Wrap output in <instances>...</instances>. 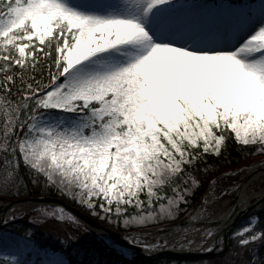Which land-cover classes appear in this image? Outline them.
I'll use <instances>...</instances> for the list:
<instances>
[{
  "label": "snow or ice",
  "instance_id": "obj_1",
  "mask_svg": "<svg viewBox=\"0 0 264 264\" xmlns=\"http://www.w3.org/2000/svg\"><path fill=\"white\" fill-rule=\"evenodd\" d=\"M229 140L264 154V0H0L3 197L55 191L122 226L118 254L152 251L160 245L138 229L175 220ZM230 175L209 182L183 229L201 249L211 240L209 252L227 247L211 217ZM40 211L87 231L62 206ZM32 235L6 243L0 264H37L26 258L37 251ZM229 239V254L264 264L251 247L264 244L262 218ZM40 255L50 257L40 264H69Z\"/></svg>",
  "mask_w": 264,
  "mask_h": 264
},
{
  "label": "trees",
  "instance_id": "obj_2",
  "mask_svg": "<svg viewBox=\"0 0 264 264\" xmlns=\"http://www.w3.org/2000/svg\"><path fill=\"white\" fill-rule=\"evenodd\" d=\"M251 151H255L252 149ZM264 158V154H255L252 155L249 153L247 149H241L239 146L233 144L231 140H229V148L225 152L224 158H222L219 162L212 158L209 160V163L212 165V171H210L207 175L202 173H198L200 179L202 181V187L195 192L194 196L191 198L190 203L188 204L187 208H191L194 206L197 201L199 200L200 196L205 191L207 185L209 184L210 180L215 176L219 175L220 173L230 171L233 169L240 168L244 165L255 163ZM203 167V165H201ZM232 177V176H231ZM228 177L227 179H230ZM32 197L38 196H52V197H59L68 203L74 205L78 209L88 213L89 215L93 216L89 211L85 208L81 207L77 202H74L68 198L62 197L55 193V191H42V190H34L33 193L30 195ZM0 197H3L0 195ZM5 198V197H4ZM8 198H20V197H8ZM256 216L262 218V222H264V208L260 209L256 212ZM94 217V216H93ZM100 223L113 228L112 224H109L101 219H98ZM69 224L66 223L65 226ZM11 232H14L22 237L26 236L27 230L31 229L33 235L31 236L32 239L40 243V246L46 247L52 250H59L61 251L69 261V264H88L89 260H96L99 264H225V262L230 261L231 264H246L247 260L249 259L248 252H243L242 255H237L236 253H240L242 250L239 248H235L232 250L231 254H229V249H232L233 241L228 239L227 247L225 249L224 254H218L215 256H201L196 258H185V257H173V256H162V257H152L149 259H128L114 250L107 248L106 246L102 245L101 243H97L94 241L93 236L91 234H82L83 240H75L71 243V245L65 248L61 244V240L63 238L55 237L54 234L50 233L46 230L43 226L39 224L32 223L31 221L27 220L26 214L21 216L20 218L8 222L5 226ZM72 235L79 238L80 230L74 228L72 226ZM83 233V232H81ZM68 237V236H67ZM65 237V238H67ZM94 241V242H93ZM252 248L256 249L258 252L257 259H264V244L259 246L253 245Z\"/></svg>",
  "mask_w": 264,
  "mask_h": 264
},
{
  "label": "rangeland",
  "instance_id": "obj_3",
  "mask_svg": "<svg viewBox=\"0 0 264 264\" xmlns=\"http://www.w3.org/2000/svg\"><path fill=\"white\" fill-rule=\"evenodd\" d=\"M261 162H264V158L259 160V161H257V162H255V163L253 162V163L244 165L240 169H235L233 171H230V172L233 173V175L227 176L224 179H221L219 181V183H218L219 187H221V188L228 187L231 190H230V193L227 196L223 197L222 199H219L216 202V204L213 206V211H215L216 209H225L226 210L232 204V202L235 199L236 191L240 189V186H242V184H244V181H245L246 178H248V177H250V175L254 174L255 171L253 170V168L263 164ZM241 169H243V171H241ZM230 172L229 171L228 172H223V173H220V175L224 174V173H230ZM228 177H231V178L227 179ZM214 178H212L210 181H212ZM237 185L239 186L238 189L236 188ZM208 186H209V184L207 185L206 189L208 188ZM262 187H264V173H262L261 175H257L255 178H253L248 183L247 192L248 193H253V195L248 200L247 205H249L250 203H252L254 201V199L257 197V194H258L257 192L260 191V189ZM206 189H205V191H206ZM205 191H204V193H205ZM204 193L201 195V197L204 195ZM201 197L199 198L197 203L194 206H192L191 208H187V207L184 208L182 206V210H181L180 214L178 215V217L175 220H163V221H161L159 223L151 224L147 228L138 229V231H145V230H148L150 228H155V227L163 226V225H169V224H171V223H173L175 221H179L180 218L186 217L190 213L193 212V210L196 208L198 202L200 201ZM2 203H5L4 199H0V205ZM260 205L264 206V201L261 204L258 203L256 205V207H259ZM28 206H31V207H28ZM42 208L45 211H54L56 209V207L51 206V205H35V206L27 205V206L15 207L11 214L18 218L24 211H26L27 220L31 221L32 223L39 224V225L43 226L48 231L50 230L49 232L54 234L55 237L59 236L60 238L65 239V237H67V236L69 237V236L72 235L73 231L71 229L72 228L71 225L65 226L67 222H58L55 218L45 217L42 214V212L40 211V209H42ZM253 215H255V214L250 213L249 215L242 217V219L239 220L235 224L234 228L231 231V234H232V232L234 230L239 229L242 226H244L246 224L248 218L250 216H253ZM184 219H186V218H184ZM219 224L220 223H213L212 226L214 228H217L216 226H218ZM112 227L115 230L125 232L124 228L122 226L117 227L115 224H112ZM218 229L220 230L221 228H219V226H218ZM81 232H83V233H81ZM222 233L223 232H220V234H222ZM78 234H79V238H77L75 235L73 236L75 238V240H77V241L83 240V238L81 236L82 234H91L93 236L94 241H96L97 243H101L102 245L106 246L107 248H109L108 245L112 244V242L114 241V240H110V239L105 240V239L97 236L96 234H94L88 228H87V231L80 230V233H78ZM231 234H230V236H231ZM221 237H222V235H221ZM12 238H23V237L17 236L16 234L12 233L7 228L0 227V249H3L5 247V245H6V243L11 241ZM142 238L148 243L150 235L142 236ZM30 239L32 241L33 247L37 251L36 252L29 251L26 254V258L35 259L37 261V264H40V261L43 260V259H50V257H42L40 255V253L43 252V251L62 253L60 251L51 250V249L46 248V247L43 248L42 246H40V243H38L37 241L33 240L32 238H30ZM189 240H193V237L189 236V235H185L183 240H182V242L179 243V244H175L174 248H188V247L192 246L193 243L190 246H184V247L181 246V245H187V242ZM157 243L160 245V247H158V248H156L154 250L160 249L161 247H165L167 245V240L166 239H159L155 244H157ZM116 244H117V248H116L115 251H116V253H118V251H119L118 245H121V244L117 243V242H116ZM210 246L211 245L205 246V248L202 249V250H205V249H207V247H210ZM136 255H137V253H135L134 250L129 251V252L126 253V257H128V258L136 256ZM171 264H174V263H171ZM180 264H184V263H180Z\"/></svg>",
  "mask_w": 264,
  "mask_h": 264
},
{
  "label": "water",
  "instance_id": "obj_4",
  "mask_svg": "<svg viewBox=\"0 0 264 264\" xmlns=\"http://www.w3.org/2000/svg\"><path fill=\"white\" fill-rule=\"evenodd\" d=\"M230 173H232V172H230ZM221 175H218V176H221ZM245 182H246V180H245ZM263 199H264V192L251 205H249L245 208H240L238 211H236L238 207H236L235 210H233V214L230 216L231 218L228 221L229 223L227 225H224L222 228L223 231H221V232H223V240H224L225 244H226L227 235L229 234V232L231 231V229L235 225V223L239 219H241L242 217H244L245 215H247L248 213L253 211L254 208L256 207V205L258 203H260ZM17 203L47 204V205H52L54 207L62 206L68 213H71V214H74L75 216H77L84 224L87 225V228L89 230H91L94 234H96L97 236L99 235V236H102L104 238H110V239H113L114 241L121 243V244L124 243L123 240L121 239V237L124 235L125 232H118V231L112 230V229L104 226L103 224H101L100 222L95 220L93 217H91L90 215H88L84 211L78 209L77 207L71 205L70 203H68L67 201H65L61 198L52 197V196H39V197H24V198H19V199H10L7 201L6 204H2L0 206V213L5 212V210L8 207H10L12 204H17ZM185 220L186 219H183L177 224L183 226V225H185V224H183L185 222ZM175 224L176 223H174L170 226H166V227L151 229V230H148L147 233L163 232V231L169 230ZM218 237H217V239H220ZM134 250L140 254L138 257L141 259H146V258L154 257V256H165V255L195 258V257H199V256H212V255L219 254L218 251L209 252V251H200V250H185V249H170V248L160 249V250H157L154 252H150L148 254H144L142 252V249L139 247L135 248Z\"/></svg>",
  "mask_w": 264,
  "mask_h": 264
},
{
  "label": "bare ground",
  "instance_id": "obj_5",
  "mask_svg": "<svg viewBox=\"0 0 264 264\" xmlns=\"http://www.w3.org/2000/svg\"><path fill=\"white\" fill-rule=\"evenodd\" d=\"M253 170L255 171L253 176L251 178H249V180L247 182H244V184H242V186H240V189L236 191L235 194V199L232 202V204L225 210V209H216L215 211H213L215 214L211 217L212 221H214V223H220L218 226L220 229V232L223 231V226L227 225L230 220V216L233 214V210H235L236 207L241 208V207H245L247 205L248 200L251 198V196L253 195V193H248L247 192V186L248 183L255 178L257 175V173L259 171L264 172V163L260 166L254 167ZM262 173H258V175H260ZM251 176V175H250ZM247 178V179H248ZM263 190V188L258 191L257 193L261 192ZM235 206V207H234ZM10 212L7 211L5 213V215H9ZM190 223L189 217L188 219L185 220V222L183 224V226L181 225H176L173 226L172 228H170L169 230L160 232V233H156L153 232L151 234H142V236H148L150 235L148 244H155L159 239H166L167 240V245L165 246L166 248H174L175 244H179L182 242L183 238L185 235H183V229L185 227H187ZM218 226L217 229H218ZM192 236V235H189ZM193 237V236H192ZM193 245L188 247V248H182V249H197L199 248V245L201 243V237L199 235L193 237ZM212 241L208 240L205 244V246L211 245ZM153 251V250H152ZM152 251H144L142 249V252L144 253H150Z\"/></svg>",
  "mask_w": 264,
  "mask_h": 264
}]
</instances>
